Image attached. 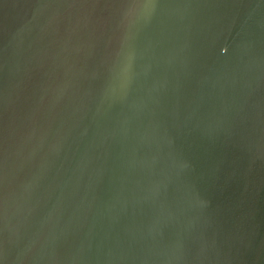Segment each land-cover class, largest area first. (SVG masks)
<instances>
[{"label": "water", "instance_id": "95a60500", "mask_svg": "<svg viewBox=\"0 0 264 264\" xmlns=\"http://www.w3.org/2000/svg\"><path fill=\"white\" fill-rule=\"evenodd\" d=\"M0 264H264V0H0Z\"/></svg>", "mask_w": 264, "mask_h": 264}]
</instances>
